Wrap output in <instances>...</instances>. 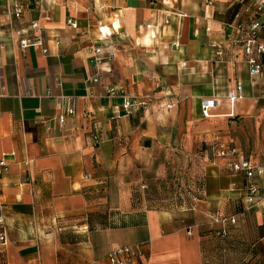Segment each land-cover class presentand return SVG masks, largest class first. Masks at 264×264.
Listing matches in <instances>:
<instances>
[{
    "label": "crops",
    "instance_id": "1",
    "mask_svg": "<svg viewBox=\"0 0 264 264\" xmlns=\"http://www.w3.org/2000/svg\"><path fill=\"white\" fill-rule=\"evenodd\" d=\"M12 2L0 0V159L8 164L0 264H104L125 245L141 247L136 264H262L264 200L248 210L243 177L215 155L231 144L241 150L229 130L264 109V78H249L233 44L251 1L28 0L19 20L6 14ZM238 81L244 98L231 104ZM109 87L149 98V107L123 114ZM207 100L216 105L204 117ZM256 147L244 154L264 165ZM194 157L204 183L187 212L134 209L133 186L162 160ZM256 183L264 190V179ZM216 213L236 218L226 239L208 234L220 227Z\"/></svg>",
    "mask_w": 264,
    "mask_h": 264
},
{
    "label": "built area",
    "instance_id": "2",
    "mask_svg": "<svg viewBox=\"0 0 264 264\" xmlns=\"http://www.w3.org/2000/svg\"><path fill=\"white\" fill-rule=\"evenodd\" d=\"M28 0H13L7 6L6 14L12 20H19L23 16L24 9ZM251 7L246 10L247 19L238 27L240 37L233 39V44L238 46L242 53L244 61L247 65V72L250 79L264 78V0H250ZM210 3V2H209ZM67 25L76 28V23L72 20L66 21ZM32 28H37V24L33 23ZM3 30V25L0 23V31ZM209 32V29L206 28ZM40 39L30 43L27 40H21L20 45L22 48H27L33 45H41ZM215 57L223 60L224 48L221 43H215ZM178 44L174 45L177 48ZM46 52V51H44ZM101 49H94L93 62L97 65L102 60L100 58ZM99 81L98 74H95L91 79V83ZM243 86L239 81L235 83L227 93V100L233 104L243 100ZM108 99H121L120 109L123 114L131 115L136 111L146 109L149 107V98L130 95L125 93L121 88L109 87L105 94ZM260 98L264 100V86L260 91ZM216 105L214 100L203 101L201 104V112L204 117L209 115L210 109ZM171 104H166L164 108H171ZM74 114L73 108L68 107L63 114L59 117V122L64 123L67 116ZM94 141L96 137H93ZM216 157L227 159V169L232 173L240 174L245 181L246 190V204L248 210L257 205L258 202L264 200V190L259 191L257 188V180L264 179V165L252 164L243 154H241L234 147H227L219 149L215 152ZM8 172V164L4 159H0V185L4 175ZM1 210V209H0ZM212 222L218 224L219 230L212 233V237L226 236L229 228L235 227L237 224L235 217H221L219 213L213 215ZM214 230V229H213ZM5 230L3 228V220L0 215V247H3L6 240ZM141 254V247L139 245H125L113 248L106 257L102 260L104 264H136L138 256ZM92 264H99L94 262Z\"/></svg>",
    "mask_w": 264,
    "mask_h": 264
},
{
    "label": "rangeland",
    "instance_id": "3",
    "mask_svg": "<svg viewBox=\"0 0 264 264\" xmlns=\"http://www.w3.org/2000/svg\"><path fill=\"white\" fill-rule=\"evenodd\" d=\"M260 108L251 119L247 117L241 119L239 117L241 128L235 132L229 130L231 139L233 137L238 138L241 144L239 148L242 151L236 149L245 157L246 154H244L243 147L252 148L256 145L257 150L261 149V152H264V109ZM245 121H247L246 124H244ZM243 125H249V127ZM228 147L234 146L231 144ZM210 151L211 153L213 152L212 147ZM161 164L162 168L160 172L144 177L140 183L133 186L131 199L134 209L140 211L149 209L183 210L187 212L191 207L193 199L202 196L201 189L204 182L201 161L194 157L186 160H162ZM245 248L241 246L238 248V251L244 253ZM236 264L246 263L242 258L237 260ZM262 264H264V260H262Z\"/></svg>",
    "mask_w": 264,
    "mask_h": 264
},
{
    "label": "trees",
    "instance_id": "4",
    "mask_svg": "<svg viewBox=\"0 0 264 264\" xmlns=\"http://www.w3.org/2000/svg\"><path fill=\"white\" fill-rule=\"evenodd\" d=\"M221 217H225V216H221ZM233 228H235V227L229 228L228 234L226 236H224V237L219 236V237H213V238L226 239L229 236V234L231 233V231L233 230ZM217 230H219V229L209 230L208 234L211 235L212 233L216 232Z\"/></svg>",
    "mask_w": 264,
    "mask_h": 264
}]
</instances>
